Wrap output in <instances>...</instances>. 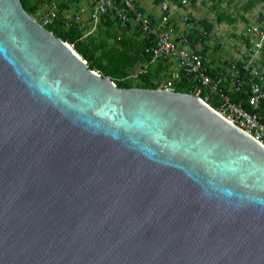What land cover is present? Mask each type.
Here are the masks:
<instances>
[{
  "label": "water",
  "instance_id": "obj_1",
  "mask_svg": "<svg viewBox=\"0 0 264 264\" xmlns=\"http://www.w3.org/2000/svg\"><path fill=\"white\" fill-rule=\"evenodd\" d=\"M0 264H264V143L0 0Z\"/></svg>",
  "mask_w": 264,
  "mask_h": 264
},
{
  "label": "built area",
  "instance_id": "obj_2",
  "mask_svg": "<svg viewBox=\"0 0 264 264\" xmlns=\"http://www.w3.org/2000/svg\"><path fill=\"white\" fill-rule=\"evenodd\" d=\"M202 1L205 0H181V3L188 6ZM161 6L163 13L157 18L145 14L134 0H96L91 13V22L97 26L101 17L111 13L114 9H117V15L122 22L135 21L149 39L145 52L151 55L152 62L174 61L176 64L172 77L162 87L175 90L173 87L175 82L180 81L183 76H190L196 84L194 94L200 95L206 91L205 97H202L206 102L218 96L220 108L217 110L249 132L255 139L264 143V121L258 114L264 101V61L260 60L264 50V19L247 28L246 36L242 39L246 48V57L237 68L234 66L236 69L232 77L228 79L223 72L209 73L210 66L207 65V56L200 49H192L174 38L172 21L174 12L167 3H162ZM44 9L45 13L39 20L44 26L51 24L61 16L70 18L67 13L63 12L56 0L47 2ZM81 20V15H77L66 21V25L69 27L78 25L81 24ZM182 21L187 23L189 16L182 17ZM146 70L147 65L131 77H137ZM231 91L246 93L250 108L233 101L229 95Z\"/></svg>",
  "mask_w": 264,
  "mask_h": 264
},
{
  "label": "trees",
  "instance_id": "obj_3",
  "mask_svg": "<svg viewBox=\"0 0 264 264\" xmlns=\"http://www.w3.org/2000/svg\"><path fill=\"white\" fill-rule=\"evenodd\" d=\"M43 1L44 0H22V3L26 10L39 20L37 14L39 6ZM255 4L256 0L248 1L246 9L252 8ZM65 7L66 3L63 2L62 8L64 9ZM262 17L263 20L264 15ZM217 19V21L221 23L226 19H230V16L225 12H220ZM101 20L102 21L97 29L88 34L84 26H67L66 19L63 16L45 26L55 35L73 45L75 50L88 62L91 69L99 71L103 76L111 77L119 87H142L152 89L162 87L163 83L161 82V78H159L160 72L153 69L151 65L154 64V62L152 63V57L145 52V46L149 44V39L140 28L138 27V31L144 35L143 40L140 42L139 47L132 48L134 39L121 36L119 39V35L117 34L118 30L114 27L115 24H118L119 28L123 30L122 33H125V31L128 30V28L125 27L129 26L131 21L127 23L122 22L117 15V9H114L109 14L103 15ZM203 24L205 25L204 30L206 31L201 34V39L205 45V42L210 38L214 25L207 20L203 21ZM106 25L108 26L104 28ZM197 39L198 38H192L191 43L196 44L198 42ZM207 51L208 49L206 47L201 50L204 54H206ZM140 62H144L143 65H147L146 72L138 74L136 78L131 77L136 66ZM155 62L163 64L164 61L157 60ZM238 64H240V62H238ZM215 72L216 71L210 68V74H214ZM133 78L138 79L141 85H133ZM173 87L176 91L195 93L194 87H196V84L190 76H183L180 81L175 82ZM205 94L206 91L200 93V96L204 98ZM229 95L233 101L242 103L246 108H250L246 93L231 92ZM208 103L216 109L220 108V99L218 96H215L213 101L210 100ZM258 114L260 115L261 120L264 121V101L262 102Z\"/></svg>",
  "mask_w": 264,
  "mask_h": 264
},
{
  "label": "crops",
  "instance_id": "obj_4",
  "mask_svg": "<svg viewBox=\"0 0 264 264\" xmlns=\"http://www.w3.org/2000/svg\"><path fill=\"white\" fill-rule=\"evenodd\" d=\"M49 1L50 0H44L43 3L40 4L38 14L40 13L41 8L43 9V12H41L39 20L41 19V17L45 13L44 5ZM248 1H250V0H221V1L220 0H205V1H202L199 3H193L191 5L184 6L180 2V0H134L136 5L145 14L150 15L152 17H157V18L160 17L163 13V9L161 6L162 3L169 4V7L174 12V15H173L174 17L172 19L173 24H174V26H173L174 38H176L178 42L186 44L187 46H189L192 49L202 50V48L206 47L208 49V51L206 52L205 55L207 56V63L210 66V68L216 72H223L225 77L228 79H230L232 77L234 70L237 68V66L240 65V64H238V62L241 63V61L246 57V50H245V52H242V54H240L238 56V59H236V60H239V61H237V62L234 59L228 60V59H223L222 57H220L218 59L213 58L211 55V52L219 51L221 49L222 43L218 42L216 40L215 43L210 44L211 43L210 39L212 38L213 33H215L216 36H217V33H221V31H223L222 28H224L223 26H226L227 30L225 29V31L221 33V37L229 36V37L237 38V37H239V33L241 31H243V29H244V28H242L239 31L234 29L233 26H235V24H237L239 21L238 17L235 18V16H233L232 13L227 12L225 10V7H228L227 9L231 8V10L234 13H238L240 10L241 11L243 10V14H240V12H239L238 15L242 19L241 21L244 20L246 23L249 24V26L256 24L258 22H261L262 18H263L262 16L264 15V0H256V4L252 8L246 9V5H247ZM77 2H78V5L80 8H77L76 11H72V9H73L72 6L74 4L73 0L64 1V3H66V7L64 9L62 8L63 2L62 3L58 2L61 9L63 10V12L67 13L70 16V18H68V19L65 16H63V17L66 19V21H69L72 18L76 17L77 15H81V17H82L81 21L82 22H81V24H78V25L81 27L84 26L86 31H87V34L91 33L92 31H95L97 29L98 25L102 21V20H100V22L97 26H94L93 23L91 22V13L95 7L96 0H82V1L77 0ZM238 2H240V6L237 8ZM189 6H192L191 9H188ZM194 10L196 11L195 14L193 13ZM220 12H225V13L229 14L230 19H226L224 22H221V23H219V22L216 23L215 21H213V17L217 14V18H218V14ZM186 15L189 16V21L187 23H184L182 21V17H184ZM102 17H101V19H102ZM205 20L213 23L214 26H213V30L211 32L210 38L205 42V45H204L203 44L204 42H202V39H201V34L206 31V30H204L205 25L203 24V21H205ZM252 21L254 22L253 24H251ZM229 23L232 25L230 26ZM217 25H218V27H217ZM107 26L108 25L104 26V28ZM114 27L117 28V30H118L117 34L119 35V37L121 36V37H126V38L128 37V38L134 39L132 48L139 47V44L143 40L144 35L141 34V32L139 33V31H138L139 29H138L137 23L135 21H131L130 25L125 27V28H128V30L125 31V33H122L123 30L119 28L118 24L117 25L115 24ZM245 29H247V28H245ZM192 38L193 39L198 38L197 39L198 42L196 44H192L191 43ZM243 38H244V34H241L240 35L241 41ZM218 60H219V62H221V64L217 63ZM143 63L144 62H140L137 66L143 65ZM151 65H152L153 69L160 72L159 78H161V79H162V77H164L163 76L164 72L165 73L167 71L169 72L170 76L166 78L165 82H167L172 77V75L176 69V64L174 61L163 62V64L162 63L159 64V63L154 62V64H151ZM137 66H136V68H137ZM234 66H236V68H234ZM137 73H139V72H137ZM228 85H229V83L227 82L226 86L228 87ZM213 99L211 101H213Z\"/></svg>",
  "mask_w": 264,
  "mask_h": 264
},
{
  "label": "rangeland",
  "instance_id": "obj_5",
  "mask_svg": "<svg viewBox=\"0 0 264 264\" xmlns=\"http://www.w3.org/2000/svg\"><path fill=\"white\" fill-rule=\"evenodd\" d=\"M57 2H60V3H62V2H64V1H68V0H56ZM74 1V4H73V6H72V11H76L77 10V8H80L79 7V5H78V2H77V0H73ZM82 1V0H81ZM240 6V2H238V6H237V8ZM191 7L192 6H189L188 7V9H191ZM228 7H225V10L227 11V12H230V13H232V15L233 16H235V18L236 17H238V23L237 24H235V26H233L234 27V29L235 30H241L242 28H244L243 29V31H241L240 33H239V37H237V38H233V37H229V36H225V37H221V33L222 32H224L225 31V29H226V26H223L224 28H222V30L223 31H221V33H217V36H216V34L215 33H213V36H212V38L210 39V44H213V43H215L216 42V40L218 41V42H221L222 43V46H221V49L219 50V51H216V52H211V55H212V57L213 58H220V57H222L223 59H228V60H232V59H234L236 62L237 61H239V60H236V59H238V56L240 55V54H242V52H245V50H246V48H245V46L243 45V43H242V41H241V39H240V35L241 34H244V36H246V30L247 29H245V28H248L249 27V24L248 23H246L244 20L243 21H241L242 19L239 17V12H240V14H243V10L241 11H239L238 13H234L232 10H231V8H229V9H227ZM41 12H43V9L41 8L40 9V13L39 14H37V17L39 16L40 17V15H41ZM73 13V12H72ZM193 13L195 14L196 13V11L194 10L193 11ZM38 17V18H39ZM218 19H217V14L213 17V21H215L216 23L218 22L217 21ZM254 22L252 21L251 22V24H253ZM258 23H260V22H258ZM226 24V23H225ZM224 24V25H225ZM229 25L231 26L232 24H230L229 23ZM248 26V27H247ZM217 27H218V25H217ZM227 30V29H226ZM241 57V56H240ZM242 60V59H241ZM260 60H264V56H262L261 58H260ZM235 62V63H236ZM217 63H220L221 64V62H219V60H218V62ZM142 68H144V65H141V66H137V68H136V70L133 72V74L135 75V74H137V72H140V70L142 69ZM163 76L164 77H162V79H161V82L164 84V83H166L165 81H166V78L167 77H169L170 75H169V72L167 71L166 73L164 72V74H163ZM134 77V76H133ZM134 79V78H133ZM132 83H133V85H135V86H140L141 85V83H140V81L138 80V79H134V80H132Z\"/></svg>",
  "mask_w": 264,
  "mask_h": 264
}]
</instances>
